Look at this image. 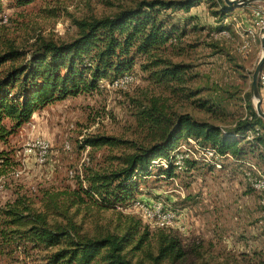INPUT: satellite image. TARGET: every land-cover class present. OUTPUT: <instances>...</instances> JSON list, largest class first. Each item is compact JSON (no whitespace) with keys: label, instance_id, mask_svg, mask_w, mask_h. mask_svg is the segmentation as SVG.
Segmentation results:
<instances>
[{"label":"rangeland","instance_id":"374dc122","mask_svg":"<svg viewBox=\"0 0 264 264\" xmlns=\"http://www.w3.org/2000/svg\"><path fill=\"white\" fill-rule=\"evenodd\" d=\"M138 1L141 0H32L19 5V0H0V39L13 42L21 50L37 37L69 42L77 35L74 20L112 16ZM258 4L231 7L222 18L213 15L216 9L208 0L188 13L165 12L169 21L179 26L182 38L162 56L174 64L189 66L184 81L154 83L149 80V72L141 71L139 59L132 69L135 81L126 89L113 90L105 83L95 92L36 112L15 134L0 142V153L10 158L8 166L0 161V204L26 195L39 207L45 192L74 189L78 177L82 179L85 173L119 166L118 158L132 153L129 145L91 149L80 144L93 136L143 143L146 130L139 127L135 114L138 102L146 105L150 98H159L169 112L188 114L198 122L230 130L246 116L245 95L250 93L251 77L260 58L258 42L249 53L240 51ZM222 30L227 35L215 38ZM8 66L0 67V76ZM250 100L254 107L252 97ZM204 101L208 108H199V102ZM36 138L50 145L43 165L25 154V145ZM196 150L193 140H181L174 155L193 160V168L186 163L181 170L176 167L171 179L159 177L158 168H153L151 175L140 181L135 201L129 207L102 210L88 202L74 221L91 238L118 233L129 220H139L154 235L159 227L145 220L143 211H152L160 203L175 214L172 226L163 230L178 240L182 256L175 262L164 260L158 264H264L260 196L250 188L245 176L247 172L264 176V167L252 158L247 160L248 166L231 158L217 162L206 152ZM209 163L221 167H208ZM158 164L166 165L163 161ZM71 172H75L73 177ZM151 248L156 253L153 245ZM5 254L0 256V264H44L43 254L33 252L28 258L16 254L18 261H11ZM132 262L154 264L143 254L135 255Z\"/></svg>","mask_w":264,"mask_h":264},{"label":"trees","instance_id":"16d2710c","mask_svg":"<svg viewBox=\"0 0 264 264\" xmlns=\"http://www.w3.org/2000/svg\"><path fill=\"white\" fill-rule=\"evenodd\" d=\"M31 1L19 0V5ZM202 1L141 0L112 16L74 20L77 35L69 42L37 37L21 50L0 39V67L9 64L0 76V142L15 134L36 112L133 74L139 59V67L149 72L150 81L181 84L189 66L174 64L162 55L182 38V32L164 13H188ZM208 3L216 9L214 16L222 18L231 11L223 0ZM245 96L246 116L228 131L198 122L188 114L169 112L159 98L148 99L146 105L138 102L135 118L146 130L143 143L93 136L80 144L91 149L129 145L132 153L118 158L119 166L85 173L82 179L78 177L74 189L45 192L39 207L26 195L0 204V256L6 253L11 261H18L16 254L28 258L35 252L43 254L44 264H134L132 258L143 254L154 264L175 262L182 256L181 247L163 228L152 235L139 220H129L118 233L91 238L74 219L88 202L102 210L129 207L140 181L149 177L153 168H158L159 177L173 178L174 151L181 140H193L199 152L212 151L217 162L231 158L248 166L247 160L252 158L264 167V121L257 116L250 93ZM207 105L199 102L198 107L206 109ZM0 161L8 166L10 158L1 152ZM159 161L166 165L160 167ZM185 163L190 167L195 164L193 160ZM71 174L73 177L75 172Z\"/></svg>","mask_w":264,"mask_h":264},{"label":"built area","instance_id":"2783aa9c","mask_svg":"<svg viewBox=\"0 0 264 264\" xmlns=\"http://www.w3.org/2000/svg\"><path fill=\"white\" fill-rule=\"evenodd\" d=\"M226 35L227 32L222 30L218 34H215L214 37L222 38ZM263 38H264V3H259L253 12V25L246 30L245 39L242 41V44L240 46V51L242 52V54H247L251 51L253 46L258 42L259 54L261 56L262 55L261 41ZM134 81H135V77L133 74H125L123 76H120L112 80L110 83H107L106 86L107 88L113 90H123L126 89L131 84H133ZM258 82L262 86L264 85V71L262 70L259 74ZM248 138L252 139L253 137L251 134H248ZM80 139H82V137ZM65 149L69 150L68 144L65 145ZM49 151H50L49 143L42 138H36L25 145V154L29 157H32L35 163L39 165L45 164L49 156ZM206 153L208 154L209 157H214V153L212 151H206ZM185 158L184 156L179 154L174 155L175 166L179 170L184 168ZM85 161L88 162V160L86 159ZM163 162L165 163V161ZM215 167L220 168L221 166L219 164H215ZM245 176H246V181L250 186V188L260 196L259 206L262 209V216L259 221V226L264 232V176L261 173H258L257 175H253L251 172L245 173ZM140 208H143V206H141ZM148 209L149 208L147 209L145 208V210L143 211L144 212L143 216L145 220H147L149 223H153L159 228H167L172 226L175 220V214L172 213L171 211L165 210L160 203L156 204V206L152 211H149Z\"/></svg>","mask_w":264,"mask_h":264},{"label":"water","instance_id":"95a60500","mask_svg":"<svg viewBox=\"0 0 264 264\" xmlns=\"http://www.w3.org/2000/svg\"><path fill=\"white\" fill-rule=\"evenodd\" d=\"M229 7L245 6L252 3H264V0H223ZM264 38L261 41L262 55L260 56L251 77L250 95L254 100V110L259 118L264 121V112L261 108V96L258 88L259 74L264 66Z\"/></svg>","mask_w":264,"mask_h":264},{"label":"crops","instance_id":"0c3cea01","mask_svg":"<svg viewBox=\"0 0 264 264\" xmlns=\"http://www.w3.org/2000/svg\"><path fill=\"white\" fill-rule=\"evenodd\" d=\"M260 96H261V108L262 110H264V87L260 90Z\"/></svg>","mask_w":264,"mask_h":264}]
</instances>
